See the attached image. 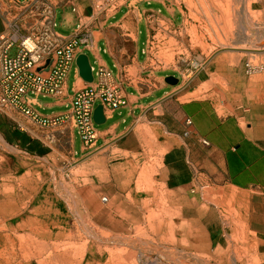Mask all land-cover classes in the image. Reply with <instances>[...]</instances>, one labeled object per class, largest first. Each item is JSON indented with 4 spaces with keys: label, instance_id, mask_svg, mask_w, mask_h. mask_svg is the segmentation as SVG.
Wrapping results in <instances>:
<instances>
[{
    "label": "crops",
    "instance_id": "0c3cea01",
    "mask_svg": "<svg viewBox=\"0 0 264 264\" xmlns=\"http://www.w3.org/2000/svg\"><path fill=\"white\" fill-rule=\"evenodd\" d=\"M23 1L0 0V9L19 15ZM50 2L56 16L58 10L63 13V33L56 27L59 34L71 38L81 31L89 33L90 42L79 55L87 56L94 81L99 69L111 74L126 104L104 114L105 122L96 127L95 147L89 151L84 150L70 117L44 127L16 110L0 112V147L44 158L66 139L70 156L79 160L98 149L123 156L142 154L154 136V146L165 149L161 173L171 191L194 193L195 202L207 187L238 193L239 203L241 195L248 199V228L264 264V68L250 72L245 60L241 64L212 61L185 84L176 73L154 67L151 38L164 33V26L175 33L181 22L182 10L175 0H127L106 14H96L89 0ZM4 26L0 12V33ZM169 76L179 79V84L169 85L165 81ZM91 85L80 77L75 63L65 96H30V106L44 118L67 116L75 92ZM191 208L210 245L221 246L223 232L209 221V213H200L198 205Z\"/></svg>",
    "mask_w": 264,
    "mask_h": 264
},
{
    "label": "rangeland",
    "instance_id": "374dc122",
    "mask_svg": "<svg viewBox=\"0 0 264 264\" xmlns=\"http://www.w3.org/2000/svg\"><path fill=\"white\" fill-rule=\"evenodd\" d=\"M175 2L182 10L181 22L175 33H170L169 28L164 26V33H157L151 38L149 54L154 67L176 73L185 84L206 70L212 61L241 64L245 60L247 66L254 70L264 68V0H220L219 7L211 9L207 16L199 0ZM62 16V10H58L57 30L63 33L60 28ZM219 32L220 35L217 34ZM222 39L225 40L221 43ZM226 46L236 50L226 51ZM153 138L155 140L151 136L142 154L123 156L98 149L79 160H73L70 156V144L66 139L58 143L54 153L44 158H30L0 147V201L13 199V209L21 210L18 218L3 220L10 212L7 208H0V264H16V261L22 262L26 257L43 260L51 256L56 248L59 252L69 249L73 252L72 260L76 262H86L91 250L95 253L93 262L98 263L101 249L105 253V259L101 262L106 264L117 257L121 258V264H151L155 261L163 264L166 258L161 256L162 250L145 247L132 249L126 245L102 242V229L93 226L89 213L97 208L110 209V203L104 200L109 193L105 188L109 187L125 201L138 200L136 207L145 217L140 223L141 231H146L144 238L152 234L148 215L160 214L171 222L169 230L162 227L161 231L176 237L179 246L177 258L184 263L225 264L228 260L230 264H260L257 244L247 223L248 199L245 197L244 200L241 195L239 203L238 193L207 187L203 190L202 198L195 202L191 200L194 193L171 191L163 183L161 173V157L165 149L155 147ZM141 203L144 204L143 208ZM196 205L200 213H209V221L211 219L212 225L223 232L221 246H216L217 243L210 245L203 223L195 220L196 212L190 208ZM88 206L91 207L90 211L86 209ZM82 216L86 221L84 223L79 218ZM151 219L155 226L157 218ZM3 225L7 226L4 228ZM37 232H48L50 235L38 240L33 236ZM136 233L137 229L134 228L132 235ZM64 241L68 242L65 245L69 244L70 248L68 245L65 248ZM69 242L76 244L74 246L72 243L71 246ZM61 246H65L64 249L59 248ZM49 259L50 263L45 261L46 264H55Z\"/></svg>",
    "mask_w": 264,
    "mask_h": 264
},
{
    "label": "built area",
    "instance_id": "2783aa9c",
    "mask_svg": "<svg viewBox=\"0 0 264 264\" xmlns=\"http://www.w3.org/2000/svg\"><path fill=\"white\" fill-rule=\"evenodd\" d=\"M127 0H89L96 14H106ZM19 15L3 14L0 33V112L13 109L44 127L56 126L66 117L74 120L85 151L97 139L94 112L102 106L104 114L126 104L122 89L109 72L99 69L91 86L75 92L67 116L44 118L35 113L29 99L39 96L63 97L67 77L83 45L89 44L86 31L66 38L56 30V12L50 0H24ZM81 28V26H79ZM248 70L254 69L249 65Z\"/></svg>",
    "mask_w": 264,
    "mask_h": 264
},
{
    "label": "bare ground",
    "instance_id": "6f19581e",
    "mask_svg": "<svg viewBox=\"0 0 264 264\" xmlns=\"http://www.w3.org/2000/svg\"><path fill=\"white\" fill-rule=\"evenodd\" d=\"M200 3L202 4L201 6L203 7V11L206 13V16L209 14V12L211 11V9H216L217 7H219L218 2L220 0H199ZM258 1V0H257ZM189 2V1H188ZM190 3V2H189ZM189 5V4H188ZM194 6V5H193ZM242 6V5H241ZM192 10V9H191ZM190 12V11H189ZM193 12V11H191ZM202 13V12H201ZM195 14V13H193ZM187 17V16H186ZM191 17V16H190ZM203 17V15H202ZM211 16H209L210 19ZM219 18V17H218ZM227 18V17H226ZM238 18V17H237ZM188 19V18H187ZM197 19V18H196ZM208 19V21H209ZM228 19V18H227ZM232 19V18H231ZM242 19V18H241ZM249 19V18H248ZM248 19H246L248 21ZM195 20V19H194ZM217 20V19H215ZM214 20V21H215ZM197 21V20H196ZM212 21V19L210 20ZM250 21H252L250 19ZM255 22V20H254ZM152 23V22H151ZM155 23V22H154ZM227 23V22H226ZM235 23V22H233ZM242 23V22H241ZM257 23V22H256ZM250 24V22H249ZM236 25V24H235ZM242 25V24H241ZM194 26V25H193ZM209 26V25H208ZM216 26V25H215ZM254 26V25H253ZM219 27V26H218ZM191 28V27H190ZM210 28V27H209ZM215 28V27H214ZM223 28V27H222ZM239 29V28H238ZM182 30V29H181ZM201 30V29H200ZM222 30V29H221ZM197 33V32H196ZM195 33V34H196ZM212 33V31H211ZM224 33V32H223ZM181 34V33H180ZM183 34V33H182ZM187 34V32H186ZM194 34V35H195ZM202 34V33H201ZM204 34V33H203ZM207 34V33H206ZM218 35H220V32L217 33ZM210 35V34H209ZM214 35V34H213ZM217 35V36H218ZM211 37V36H210ZM221 37V36H220ZM198 38V36H197ZM204 38V37H203ZM227 38V37H226ZM196 39V38H195ZM210 39V38H209ZM213 39V38H212ZM193 40V39H192ZM216 40V39H214ZM225 39L221 40L222 41ZM236 40V39H235ZM217 41V40H216ZM213 42V41H212ZM201 43V42H200ZM215 43V42H214ZM222 45V44H221ZM204 47V46H203ZM247 49V48H246ZM221 50V49H220ZM224 50L226 51H231V50H236L235 48L232 47H224ZM238 50V49H237ZM242 51V50H241ZM225 54V53H224ZM228 57V56H227ZM223 57H221L220 59L222 60ZM112 187L109 188H105L109 191V196H108V202L110 203V209H101V208H97L93 213H89L90 216L92 217V222H93V226L95 227H99L102 229V231L100 232V235L102 237V242L104 244L107 243H114V244H120V245H126L129 248L132 249H136L137 247H145L147 249H154V250H162L163 252H161V256L166 258V261L163 264H191V263H184L183 261H181L178 257V245L177 242L178 240L176 239V237L172 234L169 233H163L161 231L162 227H165L166 229L169 230L170 226L172 225L170 221H167L166 219H164L162 216L159 215H154L151 214L150 212H148V214L150 213L151 215H148V221H149V228L151 229L150 231H152L151 236L147 235L146 238V231H141V227H140V223L141 220L144 217V214L141 212L140 208L136 207L138 204V200L136 198H133V200H129V201H125L122 197H120L119 195L115 194V192L113 191V189H111ZM65 189V188H64ZM95 190H97V188H95ZM99 190V189H98ZM56 191V190H55ZM50 192V189H47V193ZM67 192V190H66ZM91 196V195H90ZM8 197V196H5ZM89 197V196H88ZM6 199V198H5ZM230 199V198H229ZM233 200V199H232ZM147 201V200H146ZM230 202V201H229ZM35 203V202H34ZM37 203V201H36ZM149 204V203H148ZM151 204V203H150ZM107 205V204H106ZM143 208L144 204H140ZM216 205V204H215ZM230 205V204H229ZM7 208L8 211L10 212V215H5L3 218L1 217L2 215H0V217L3 220L6 219H15L14 217H19L18 215L21 213V210H16L13 209L14 208V203H13V199H7L4 201H0V208ZM191 208V207H190ZM223 208V207H222ZM86 209L88 211L91 210V207H86ZM146 209V208H145ZM218 209V208H217ZM166 210V209H165ZM219 210V209H218ZM168 212V211H167ZM191 212V211H190ZM174 213V212H173ZM220 213V212H219ZM172 214V213H171ZM203 214V213H202ZM88 215V214H86ZM195 215V214H194ZM223 215V214H222ZM85 216V215H84ZM152 217L157 218L156 219V224L155 226L152 223ZM197 217V216H196ZM81 219V223L86 222L82 217H79ZM87 218V217H86ZM162 218V219H161ZM178 218V217H177ZM151 219V220H150ZM176 219V218H175ZM18 220V219H17ZM224 220V219H223ZM174 221V220H173ZM211 221V219H210ZM90 223V222H89ZM225 223V222H224ZM185 224V223H184ZM75 225V224H74ZM73 225V226H74ZM189 225V224H186ZM5 226L7 225H3V227L5 228ZM203 226V225H202ZM225 227V226H224ZM223 227V228H224ZM232 227V226H231ZM75 228V227H74ZM137 229V235L133 236L132 232L133 229ZM143 228V227H142ZM233 228V227H232ZM1 229V228H0ZM2 230V229H1ZM4 230V229H3ZM205 230V229H204ZM221 230V229H220ZM100 231V230H99ZM141 231V232H140ZM193 231V230H192ZM67 232V231H66ZM72 232V230H71ZM136 232V231H135ZM134 232V233H135ZM185 232V231H184ZM58 233V232H57ZM61 233V232H60ZM145 233V235L142 234ZM214 233V232H213ZM68 234V233H67ZM91 234V233H90ZM208 234V233H207ZM26 235L29 236V233L26 232ZM50 234H48V232L46 234L43 233H33V236H35L38 240H44L43 238H47L49 237ZM24 236V235H23ZM74 236V235H73ZM96 236V235H95ZM212 236V235H211ZM76 237V236H75ZM98 237V236H97ZM227 237V236H226ZM29 238V237H28ZM229 238V237H228ZM21 239V238H20ZM77 240V239H76ZM97 240V239H96ZM101 240V239H100ZM195 240V239H194ZM216 240V239H215ZM231 240V239H230ZM22 241V240H21ZM219 241V240H218ZM228 241V239H227ZM29 242V240H28ZM53 242V241H52ZM192 242V241H191ZM215 242V241H214ZM229 242V241H228ZM39 244V242H37ZM55 243V242H54ZM65 245V243H68L66 241L63 242ZM70 243V242H69ZM73 243V242H72ZM70 243L71 246H75V244ZM46 245V243H44ZM52 244V243H51ZM61 245V244H59ZM62 245V246H63ZM69 244H66L64 247L68 248ZM96 245V244H95ZM218 245V244H217ZM40 246V245H39ZM61 249H64V247ZM100 246V245H99ZM107 246V245H106ZM235 246V245H234ZM190 248H194L192 245H189ZM225 247V246H224ZM233 247V246H232ZM47 248V247H46ZM70 248V247H69ZM104 248V247H103ZM109 248V247H108ZM57 249V248H56ZM54 250L52 254H50L51 256L48 255V258H43V260H32L31 258H27L22 260V262H17L16 264H44L45 261H47L48 263H50V259L51 258L55 264H106L102 263L101 261L105 259V253L101 252V249H99L98 254L100 255L101 258H97L98 263L93 262V259L95 258V253H92V251H89V254H87L86 258L87 261L86 262H76L73 259V255L70 251H62L59 252L57 250ZM74 248H71V250ZM217 249V248H216ZM104 250V249H103ZM124 250V249H123ZM215 250V249H214ZM76 251V250H75ZM108 251V250H107ZM148 251V250H147ZM213 251V250H211ZM217 252V251H216ZM6 253V252H5ZM85 253V252H84ZM109 253V252H108ZM123 253L120 252V255ZM185 253V252H184ZM194 253V252H193ZM204 253V252H202ZM207 253V252H206ZM37 254V252L35 253ZM188 254V253H187ZM214 254V253H213ZM231 254V253H230ZM119 255V254H118ZM141 255V254H140ZM189 255V254H188ZM223 255V254H222ZM33 256V255H32ZM40 257H42L41 255H38ZM77 256V255H76ZM122 256V255H121ZM208 256V255H207ZM206 256V257H207ZM107 257V255H106ZM135 257V256H134ZM214 257V256H213ZM218 257V256H217ZM161 258V257H160ZM224 259V258H223ZM49 260V261H48ZM84 260V259H83ZM140 260V259H139ZM138 261V260H137ZM238 261V260H237ZM104 262V261H103ZM156 262V261H155ZM151 263V264H155ZM47 263V264H48ZM46 264V263H45ZM108 264H121V258L117 257L112 263H108ZM145 264V263H144ZM148 264V263H147ZM150 264V263H149ZM156 264H160L159 262H156ZM225 264H230V262L227 260L225 262Z\"/></svg>",
    "mask_w": 264,
    "mask_h": 264
},
{
    "label": "water",
    "instance_id": "95a60500",
    "mask_svg": "<svg viewBox=\"0 0 264 264\" xmlns=\"http://www.w3.org/2000/svg\"><path fill=\"white\" fill-rule=\"evenodd\" d=\"M76 65L79 69V75L80 77L86 82V83H93L94 76L92 73L91 66L89 64V60L86 55L80 54L76 59ZM165 81L171 85V86H177L179 84V79L169 76L165 79ZM94 121L96 125H102L105 122L104 118V112L101 105H98L94 112Z\"/></svg>",
    "mask_w": 264,
    "mask_h": 264
}]
</instances>
